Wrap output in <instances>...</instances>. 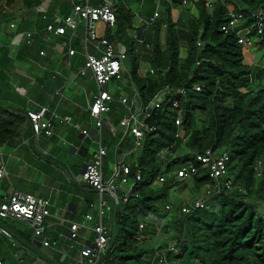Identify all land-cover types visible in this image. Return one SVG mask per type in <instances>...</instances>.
I'll list each match as a JSON object with an SVG mask.
<instances>
[{
	"label": "trees",
	"instance_id": "1",
	"mask_svg": "<svg viewBox=\"0 0 264 264\" xmlns=\"http://www.w3.org/2000/svg\"><path fill=\"white\" fill-rule=\"evenodd\" d=\"M102 1L90 0V4L97 6ZM157 1H150L155 9ZM137 2L140 0H115L116 23L107 30L106 36L126 47L127 60L131 63L129 87H135L144 107L166 86L172 91L170 98H176L179 107L166 102L162 108H155L146 119L155 131L147 132L142 146L135 150L134 140L124 136L122 131L113 135L108 126L102 127L103 145L109 150L116 147V154L129 150L126 161L131 163L129 179L134 181L140 170L143 180L135 184L134 195L127 202L119 199L112 213L110 241L98 264H143L153 260L157 249L141 238L140 225L150 213L165 212L167 205L174 209L175 203L168 199L178 193L182 182L171 173L180 166L194 164L198 168L191 181L196 189L205 191L207 185H213L208 170L193 156L209 149L229 153L228 166L234 188L215 199V210L197 209L184 215L183 206H178L180 216L174 222L178 253H168L167 264H264V220L258 211L259 205L264 206V60L250 61L255 49H244L238 43V36L250 22L228 33L221 30L229 21L230 9L250 14L263 8L264 0H218L210 8L206 7L205 0H196L193 6L197 14L188 20H174L171 5L160 0V17L154 22L148 20L149 25L138 29L140 33L134 39L128 33L134 28L136 16L130 5ZM172 2L178 5L181 0ZM16 4L35 12L42 3L39 0H0V13L5 14ZM49 8L40 15L42 18L46 14L48 20L40 18L39 30L57 15H70L72 2L51 0ZM153 14L154 10L151 17ZM3 17L5 19L6 15ZM26 27L33 29L30 25ZM250 35L255 36L254 32ZM22 46L15 53L9 50L8 44L1 47V76L12 58L27 61L34 56L31 52H35V48ZM183 47L187 49L185 57L181 56ZM145 48L149 50L153 73L141 77L139 70ZM259 50L264 51V40ZM79 65H83V60ZM5 84V79L1 78L0 149L29 124L27 112H14L4 102ZM178 89L184 90V95L174 94ZM125 91L130 96L133 93L128 88ZM114 96L116 101L111 104L107 117L119 126L127 109L118 101L120 93ZM177 115L182 117L180 127L175 123ZM201 117H205V121ZM179 131L187 137L184 144L176 137ZM30 132L33 134L32 129ZM162 176H166L164 182H160ZM240 190H245L246 194ZM167 200L163 209L157 204ZM0 227L11 237L4 242L12 255L22 252L24 262L36 257L46 259L33 243V231L13 220L0 219Z\"/></svg>",
	"mask_w": 264,
	"mask_h": 264
},
{
	"label": "built area",
	"instance_id": "2",
	"mask_svg": "<svg viewBox=\"0 0 264 264\" xmlns=\"http://www.w3.org/2000/svg\"><path fill=\"white\" fill-rule=\"evenodd\" d=\"M45 3L48 0H39ZM196 0H181L182 7H187ZM218 0H205L206 7H213ZM72 13L66 17L55 16L51 21H48L45 27L41 30L31 29L26 31H18V25L11 20L10 28L14 31V41L12 42L10 51L15 53L20 42H24L28 47L33 48L40 38L47 47L66 51L69 58L76 55L83 57V65H81L74 75L77 77H86L91 74L95 82L97 93L94 95L92 103L88 104L89 114L95 121V131L99 138L98 147L93 153V158L90 163L86 164L81 176L77 179L81 186L88 187L98 195V220L92 229L95 236L89 242L83 235L81 230L89 228L87 225L92 222L93 216L87 214L84 216L82 223H74L70 227V235L73 241L82 240L83 248L81 251L80 264H98L99 259L104 255L110 241L109 229L104 225L103 218L106 212H110L111 208L104 196L111 195L117 201L121 199L124 203L127 202L134 194L133 189L135 184L141 182L142 173L137 171L135 180L131 181L129 175L131 173V163L126 162L124 158H119L112 166L109 176L105 173V159L108 156L107 146L101 143V129L105 124V117L111 110V104L116 101L114 93L108 89L111 83L126 86L128 81L123 77L124 62L127 59V50L122 43L110 41L106 32L109 28H113L116 23V3L115 0H103L97 6L91 5L90 0H71ZM229 21L221 27V30L228 33L240 27V25L250 22L246 25L244 32L238 36V43L244 49L260 48V42L264 40V7L256 12L244 14L240 10L230 9L228 11ZM160 17L159 8H156L153 17L150 21L154 22ZM43 21H47L46 14L42 16ZM149 21L147 25H149ZM104 25V34H100L99 26ZM81 32V33H80ZM255 34L251 37V33ZM55 38L53 41L52 39ZM81 46L83 52L79 53L77 47ZM201 46V42H198ZM0 45V49H1ZM41 56H46V50L40 51ZM150 72L153 73L151 70ZM73 79V82H74ZM119 86V87H120ZM200 90V87H194ZM118 101L127 109V115L122 118L119 123V130L124 136H130L134 140V150L142 146L144 136L147 132H154L155 128L150 127L146 123V119L156 108H162L166 102L171 103L174 108L179 107V102L176 98H170L171 89L166 86L158 92L151 103L144 107L141 104L139 93L135 89L130 96L121 88ZM174 94L184 95V90L178 89ZM55 95L62 96V91H56ZM27 116L29 124L33 130V136H45L51 138L55 135L57 123H70V116H61L56 111L49 110L48 107H43L39 111H28ZM177 126L182 125V117L177 115L175 118ZM77 130H80L84 136H89L90 131L82 130L78 124H74ZM176 137L182 140L184 144L187 137L183 131H179ZM130 154V153H129ZM195 160L209 172L210 178L213 180V185H207L204 191V197L198 198L191 204L184 206L181 212L184 215L191 214L194 210L205 209L207 211L215 210V199L223 192L230 191L234 188L232 177L229 170L230 155L225 150L212 149L207 150L204 154H194ZM198 173V168L194 164L183 165L174 170L171 174L177 180L192 181ZM7 177V163L0 159V185L2 180ZM160 182L166 180V176L159 178ZM123 189L121 196H118V190ZM246 194L245 190H240ZM138 197V194H135ZM92 206V205H91ZM53 203L50 197L39 196L33 193H28L20 190H12L7 198L2 199L0 195V219L9 220L15 219L29 225L33 230V238L39 241L44 247H51L52 242L47 234L48 223L47 219L51 216ZM166 210L169 214L172 213V205H167ZM154 213H150L146 221L140 227L144 228L150 221L155 218ZM264 220V207L262 211ZM156 219V218H155ZM159 221L160 218H157ZM166 219L160 220L163 226ZM3 231L0 230V238ZM176 240L173 244L165 249H158L152 261L143 264H167L168 253L177 254ZM19 257V254H16ZM0 264L3 261L0 260Z\"/></svg>",
	"mask_w": 264,
	"mask_h": 264
},
{
	"label": "crops",
	"instance_id": "3",
	"mask_svg": "<svg viewBox=\"0 0 264 264\" xmlns=\"http://www.w3.org/2000/svg\"><path fill=\"white\" fill-rule=\"evenodd\" d=\"M163 1L171 5V13L174 20H188L196 13L193 4L182 7L181 3L174 5L172 0ZM159 2L160 0L157 1V8H159ZM50 3H42L35 9V12L24 9L22 17L14 13L15 6L9 8L5 14L4 12L0 13V45L4 46L8 44V48L11 50L12 42H18L17 39L15 41L13 39L14 31L10 29V32H7L6 30L7 24L11 20L16 22L19 32L31 30L26 25L39 30L38 26L42 23L40 15L47 11ZM155 10L154 7V12ZM159 11L161 13L160 9ZM5 15L4 19L3 16ZM136 16H139V14L137 13ZM140 20L143 22V19L140 18ZM147 22L148 20L138 26L134 23V28L128 32L129 35L137 39L140 33L138 29L146 26ZM102 31V34H104V27ZM143 33L145 35V28L142 30V37H144ZM52 40L54 41L55 38ZM22 45L26 44L20 42L17 49ZM78 47V52L82 53L83 48L81 47L82 49L80 50ZM33 48L36 50L35 52H31L34 56H30L27 61L12 58L5 68L3 76L0 75V79L4 78L6 82V87L4 88L6 101L4 102L9 104L12 111L20 113L39 111L43 107H48L49 110L56 111L61 116H70L72 121L71 124L58 122L55 135L51 138L44 135L37 138L34 137L32 132H30V124H28L23 127L18 137L10 140L0 149V159H3L7 163V177L2 180L0 185L1 198H7L12 190H20L39 196L50 197L53 203L51 216L47 219L49 226L47 234L52 242L51 247H44L33 238L34 245L43 251L46 259L41 257L33 258L28 251L29 253H27L33 258V261H26V263L21 259L22 252L18 251L16 253L19 254V257H16L14 253L12 255L8 248L9 245L4 242L6 239L11 240V237L5 229L0 227V230L3 231V235L0 238V260L3 261V264H80L83 243L81 239L76 241L71 239L70 227L74 223H82L84 216L91 214L94 220L88 223L87 226L89 228L80 231V234L89 240L86 244H91L90 242L95 236L92 229L99 218L98 195L88 187L81 186L77 181L85 165L91 162L93 153L98 147L99 138L95 131V121L91 118L88 108V104L92 103L94 95L97 93L94 91L95 89L97 91V88L95 85V88H92L91 92H88L86 88H82L78 83L79 79H86L91 83L94 82L90 73L86 77L74 79V75L80 67V61H84L82 56L76 55L69 58L66 51L64 52L58 48H49L40 38H38ZM41 50H46V56L40 55ZM38 51L39 56L37 55ZM146 52H148V56H145ZM255 52H253L250 58L252 62L255 60ZM186 53L187 49L183 47L181 49V56L185 57ZM141 61L142 68L139 70V74L141 77H146L151 70L148 48L144 49ZM126 80L128 81L127 85L121 87L120 84H117V90H114L113 93H118L121 88L124 92H126L127 88L133 92L135 87L133 85L129 87L130 78ZM74 85L81 86L85 98L84 104L81 100H76L77 93L73 87ZM59 90L62 91V96L55 95L56 91ZM46 100H50L54 104L47 105L45 103ZM63 104L65 105L64 107L62 106ZM74 124H78L82 130L90 131V135L84 136L80 130L74 127ZM104 125L110 128L113 135H116L117 131H120L118 126H115L107 116L105 117ZM127 137L133 139L130 136ZM126 150L122 151L121 154H116V147L108 151V156L105 159V173L107 176H109L112 166L119 158H124L127 161L129 150ZM122 192H124L123 189H119L117 195L121 196ZM182 197H184L182 194L178 195L177 193L175 195V206L171 214L161 211L154 213L156 219L153 218L144 228L140 227L142 230L141 238H145L146 243L152 245L150 241H157L159 229L164 228L161 227L160 220L166 219L165 226L167 220L177 217V213L179 214L178 206H182L179 199H182ZM104 200L107 201L111 208L110 212H106L103 218L104 225L110 231L112 213L115 207L118 206L119 201L107 194L104 196ZM111 203L112 205H110ZM157 218H160V220L158 221ZM9 220L17 221L22 224L23 228L33 231L29 225L22 221ZM147 228L149 231H147ZM141 238H139L140 241L142 240ZM164 239L163 236L162 240ZM162 240L160 239V242ZM39 243L40 246H38ZM168 245H171L170 241ZM160 247L161 249H165L168 246L162 245ZM154 248L157 249L156 247Z\"/></svg>",
	"mask_w": 264,
	"mask_h": 264
},
{
	"label": "rangeland",
	"instance_id": "4",
	"mask_svg": "<svg viewBox=\"0 0 264 264\" xmlns=\"http://www.w3.org/2000/svg\"><path fill=\"white\" fill-rule=\"evenodd\" d=\"M50 1L51 0H48L47 2H45L44 4H48V3H50ZM151 0H140V3L139 2H137V3H135V4H131L130 5V7H131V9L137 14H139V16H135V19H134V23H135V25H141V23L143 24V22H145V21H147V20H149V18H150V15L153 13V10H154V7L152 6L153 4H152V2H150ZM154 2H156V1H154ZM153 2V3H154ZM50 5H51V3H50ZM157 5V4H156ZM48 6V5H47ZM15 11H14V13L16 14V15H18V16H20V17H22L23 15V13H24V9L20 6V4H16L15 5ZM49 8V7H48ZM47 8V9H48ZM50 9V8H49ZM196 11V10H195ZM8 13V12H7ZM14 14V15H15ZM195 14H197V13H195ZM140 18L141 19H143V22H142V20H140ZM10 23H8L7 24V27H6V30H7V32H10ZM103 25L102 24H100V26H99V28H100V34H102V30H103ZM2 40V39H1ZM78 49H82L81 48V46H79L78 47ZM255 50L253 51V52H255L254 54H255V60H254V63H258V62H260V61H263L264 60V58H263V56H264V51H262V50H257V49H260V48H254ZM145 56H148V52H146V55ZM264 62V61H263ZM130 70H131V63H130V61L129 60H127L126 59V61L124 62V72H123V77L125 78V79H129V72H130ZM78 83H79V85H81L82 86V88H86L87 90H88V92H91V90H92V88H95V84H94V82H89L88 80H84V79H79L78 80ZM81 86H78V85H74L73 87H74V89H75V91H76V93H77V98H76V100H81V102H83V104H84V102H85V98H84V95H83V92H82V88H81ZM108 89L111 91V92H113L114 90L116 91L117 90V83H111V84H109L108 85ZM95 92H97L96 91V89L94 90ZM94 92V93H95ZM91 95V94H90ZM47 105L48 104H54L52 101H50V100H46V102H45ZM6 104H8L7 102H6ZM9 105V104H8ZM63 107L65 106L64 104L62 105ZM66 107H68V106H66ZM202 116V115H201ZM201 120H203V121H205V117H201ZM205 123L204 122H202L201 123V125L203 126ZM105 139V138H104ZM104 139L102 138V141L103 142H105L104 141ZM91 147V146H90ZM89 147V148H90ZM92 148V147H91ZM108 148V147H107ZM108 151H109V148H108ZM184 154V153H183ZM179 182H182V184L180 185V184H177V186H178V188H179V185H180V188L178 189V195L179 194H182L184 197H182V199H179V202H181V204H182V206H185L186 204H189L190 202H193V200H195V199H198V198H203L204 197V189H196L194 186H193V184L191 183V181H181V180H178ZM106 199H107V197H105ZM108 200V199H107ZM169 201H172V203H174L176 200H175V196L172 198V197H170L169 199H168ZM168 200L167 201H164V202H158L157 204L163 209V207H164V205L168 202ZM110 201V200H109ZM110 205H112V203L110 204ZM263 207L264 206H262V205H259L258 206V211H259V214L260 215H262V211H263ZM174 210V209H173ZM163 212V211H162ZM173 212V211H172ZM165 213L166 214H169L167 211H165ZM180 216V212H179V214L177 213V217L175 218L174 217V219H169V220H167V224L164 226H161V227H164V228H162V229H159V233H158V239H157V241L155 242H153V241H150L151 242V244L154 246V247H156L157 249L158 248H160V246H162V245H166V246H169L168 244H169V241H170V244H173L172 242L173 241H175L174 239L176 238V236H177V234L175 233V231H174V222H175V220L176 219H179L178 217ZM144 221H146V219L144 220ZM168 226V227H167ZM168 229V230H167ZM147 231H149V229L147 228ZM163 236H164V240H162V238H163ZM167 238V239H166ZM160 239L162 240V242H160ZM151 245V246H152Z\"/></svg>",
	"mask_w": 264,
	"mask_h": 264
},
{
	"label": "water",
	"instance_id": "5",
	"mask_svg": "<svg viewBox=\"0 0 264 264\" xmlns=\"http://www.w3.org/2000/svg\"><path fill=\"white\" fill-rule=\"evenodd\" d=\"M143 36H144V33H143ZM38 246H40V243L38 244Z\"/></svg>",
	"mask_w": 264,
	"mask_h": 264
}]
</instances>
